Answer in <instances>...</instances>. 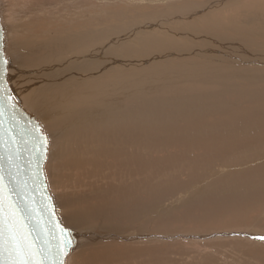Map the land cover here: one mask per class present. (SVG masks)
<instances>
[{
	"label": "rangeland",
	"instance_id": "obj_1",
	"mask_svg": "<svg viewBox=\"0 0 264 264\" xmlns=\"http://www.w3.org/2000/svg\"><path fill=\"white\" fill-rule=\"evenodd\" d=\"M4 1L6 6L7 23L11 26V27L8 26V28L6 27L5 52L7 54V58L9 57L8 58L9 62L12 61L11 59H16V61L19 60V62H14L13 64L16 63L15 67L17 66L16 74L18 75L20 74L19 76L23 74L21 77L24 78L23 80L24 82L22 81L20 82L21 84L20 83L16 84L15 87H18L17 88L18 90H20L19 88H23V85L29 86V84L30 85L32 84L31 82L33 81L31 80L30 78L31 76H29V73L31 72L30 74L32 75L35 74L34 69H36L37 67L39 68L40 74L42 73L44 76H47V78L46 77L44 78L50 80L51 85L53 84L56 85L57 83H62L63 81L66 80L65 76L64 77L61 76L60 78V75L63 74L65 70L69 68H75L73 72L74 74H77L78 72L82 71V70L78 71L77 68H81L83 62L84 61L89 62V59L91 60L101 59L102 62H106L107 58L112 57L113 59L121 60V57L119 56L120 49L124 46L125 47L128 46L129 49L131 50L133 48L129 46L131 44L139 47V50L138 52L137 50L135 52V50L132 49L133 51H130L125 54H121L124 55L125 58H130V57L146 58L147 56L149 57L150 55L155 60L154 62H152L153 59H146L144 62L141 63V65H138L136 63L134 64L136 66H142V65H148L149 62L150 63L152 62V64L148 65L145 69H142V75L140 74V76L136 77L137 82L136 79H134L135 81L131 80L132 82L131 84H129V82L127 83V88L132 89L134 93L135 92L138 93L143 87H146L145 90L146 91L149 90V94H154L156 96L161 92V85H163V89L168 88V91H170L169 88L177 85L176 83H178V85H183L185 82H188L186 81L187 78L185 77L186 72L191 69L198 70L197 68L200 66L199 64H201V66L203 65L202 67L206 65L205 68L207 70L213 69L216 72H220L222 74L224 72L231 73L234 79V80L232 79L233 83H235L234 85L238 88H241V94H243V91L245 93L246 90H248L247 92H250L251 91L250 89H252L253 87L256 88L257 86L255 83H248L247 82L248 78L252 77L253 79H255L254 81H258L257 79H260L259 83L261 81L263 82L264 80V76L259 71L250 70L251 71L250 73V71L244 70L240 66V65L242 66L249 65L248 67H253L256 65V63L264 62V59L261 60L257 59L259 57L258 56L259 54L263 55L262 53H264V29L260 28L262 27V22H259V21H264V0H259L260 2H262L261 6L257 4L256 0H4ZM136 27L139 29H137ZM162 36L163 37L169 36L170 39H173L175 37L173 39L174 42L172 40L169 42V40L167 39L166 42L167 44L169 42L168 48H170L171 45L173 49H175V45L177 44L176 46L177 49H175L176 53L178 52L182 53V50L183 53H186L188 52V50L192 49L191 47H187L186 45L179 46V43H181V41H178V39L183 40L184 38L189 41H192L193 43L194 42L199 43V41H201L200 43H202L203 46L202 45L201 47L195 46L196 43H194L195 46L194 49L196 50L193 49V51L202 50V49L203 50L199 54L195 53L197 56H194L193 58H191L190 57L191 55H189L188 61L186 62L182 61L181 59L178 60L180 57L174 58L173 55L164 54L168 50H165L167 45L163 46V44L166 43H165V39L161 38ZM157 40H159L158 42L161 41L160 42L161 44L158 43ZM149 41L150 42L154 41L152 43L154 45L153 48L148 49L149 51L147 52V47L150 45ZM104 46L107 47V51L106 52L104 51L105 53L104 56H102L101 58L96 56V54H98L97 52L100 49L101 50L105 49ZM184 47L186 48V50ZM156 48L158 50L159 49L163 50V51L159 50V54L161 55H157V53H155L157 51ZM153 53H155V55ZM62 54L64 55L66 54L67 57L66 56L64 57V55L62 56L63 58L58 56ZM70 55L72 57L76 56L75 58L78 61L76 65L71 67L69 66V63L71 65V62L67 61L68 58H70ZM253 55L254 57H256L257 55V58H254ZM82 59H86V60L81 62ZM196 60L198 62V65ZM243 60L246 61L243 62L246 63V65L241 63V61ZM161 61L162 62L173 61L174 63L159 65L158 62ZM178 61H181L182 63L177 64ZM36 65L37 67H35ZM45 66L50 68L46 69ZM67 66L69 67L67 68ZM110 66L113 67L117 66V68H124V65H119V64L117 65L112 64ZM262 66H264V63ZM23 67L25 68L24 70L26 73L21 72L23 71ZM32 67L35 68L33 69ZM235 67L237 68V70ZM55 68L57 71L55 70ZM159 68L160 70H158ZM237 71H239L240 73ZM241 71H243L242 74ZM245 71L247 73V76L244 75ZM248 72L252 75H250ZM24 74L26 76L28 74V77L26 78ZM64 75H66V72H64ZM256 75L259 76L260 78L259 77L257 78ZM148 77H150V79ZM51 79H53V81ZM59 80H61L62 82ZM136 83L139 85L141 83L140 86L142 88L138 87L139 85H136ZM120 84H122V82ZM55 85L52 86V89L50 88L49 92L54 91L53 87ZM81 85L84 86V84ZM133 85H135L134 87L136 88H134ZM66 87H64L62 91L60 89L58 90L59 92L53 93V94H57L56 96L49 95L47 99L43 100V103L41 102L45 107L46 111H47L46 108L47 104H48L47 106L50 107L49 108L50 112L52 110L56 111L57 110L56 108H58L59 105L61 104H63L62 105L63 108L67 107V105L64 103L69 102V96L72 95V92L74 91V86L72 87L70 86L71 88L69 87L66 88ZM152 90L153 93H150V91ZM239 93L240 92H237V94ZM165 96L168 99L167 93L165 94ZM235 99H239V98H236L235 96H227L226 98V100L229 102L234 101ZM73 104L74 103L72 104L69 103V107H73ZM92 105L93 104H90V106ZM90 106L89 108H94L95 106L97 107L95 103L94 106L92 107ZM54 107L56 108L54 109ZM84 108L89 109L86 108V106H84ZM55 111L51 112V114L53 113L51 115L52 117L55 116L56 114L62 115L60 113V110L59 111L57 110L56 112ZM97 113L98 111H95L93 113V116L97 117ZM47 115H49L48 111H47ZM106 119L107 117L105 118V120ZM188 120L189 119L184 120L175 117L173 122L178 124L180 123L183 124ZM42 124L48 134L49 140L55 143L54 146H56V148L62 145L63 142L64 144L62 146L66 145L68 142H70V140H73L71 134H73L74 131L73 132L71 131L72 132L71 133L68 130H66V133L63 136L61 135L63 130H61L60 132L58 131L59 133L56 132L57 130H55L57 134L53 135V132L49 131L48 127H46L44 123ZM167 125L168 123L163 125L152 126L149 128V132L158 136L167 137L168 134L163 132V129ZM60 127L61 126H58V128ZM232 128L238 129L237 135L241 136V138L245 134H250L253 135V139H254V136L256 135V131L252 126L251 121L250 123L244 124L242 121L239 120L233 123ZM68 132L70 133V135ZM142 133L145 135L146 139L149 140L150 134L143 130ZM141 140L144 141L145 143L144 144L139 143L140 151L143 145H145L148 142L145 141L144 139ZM51 141H50V146L52 143ZM104 144L105 143L102 141V143L98 144L97 147L101 149ZM258 144L259 142L254 141V144L250 143L248 146L249 147L258 146ZM50 146H49V151L54 149V146L51 147ZM261 146H264V143ZM56 148L54 150H56ZM62 151L63 150H61V152ZM196 152L197 150L193 148L188 150V153L190 154H195ZM49 155L50 154L48 152V156ZM155 155H160V151L158 152L156 151ZM55 156L56 157L53 159L56 158L57 159L54 167L53 165H51L52 168L51 166L46 168L47 164H45V169H48L47 170L48 175L49 176L51 175L50 176L51 178L49 176H48L49 178L48 177L46 178L49 185V189L51 193L53 192L52 196L54 197L53 199L55 202L56 211L63 224H65V221L61 216V211L63 210L62 208L65 207V209H69L70 211H72V209L74 208L75 210H78L79 206L82 204L78 201H75L78 199V197L83 198L79 196L81 195V192L79 193V191L78 192L76 191L77 186L79 185V183L76 181L81 179L79 178L74 179L73 181L76 180L75 181L76 184L75 182L72 181L73 184H75L76 188L74 187L72 182H71V184L73 185L72 187L69 184V185H64L62 188H60L59 180L56 178L55 172L59 173L62 176V174L65 172L64 168L66 167L67 157L64 156L57 157V155ZM224 158L225 161H223L224 162V164L222 163L223 165L222 164L220 165V162H222L221 160H217L218 162L214 160L210 164L206 165L207 161L198 158V160H200V164L197 169L193 167L186 168L185 166H187V160L183 161L186 163L184 167L183 165L181 166V169L185 173L187 172L186 170H188V173L187 176L186 174H184L181 177H178V181L179 182L184 181L186 178L196 174L194 177H198L199 179L197 178L195 179L197 181L196 184L194 180L192 182L196 187L198 186L197 188L194 187L192 189L186 190L187 192L183 188L180 190L182 192H179L177 194L175 193L174 195L170 196V199H168L169 197H167L166 200L164 197L160 196L161 195L160 191L159 192L156 191L157 193H154L155 191H153V193L157 194L158 197L156 195L155 198L157 199L150 198L152 199V201L146 200L145 202H139L137 198L135 202V198H134L133 201L135 206L130 210L129 214H130V218H132L130 223H135V224H129V227L131 226L134 228L135 226H137L136 222L141 221L142 223V221L144 222L145 220L144 227L142 226L143 223L142 224L138 223V225L140 224L141 226L139 225L137 227L143 229H139L137 231V234H133V236L129 235L126 237L124 235H120V233L119 234L115 233L116 229L110 230L109 228L108 230L106 227L104 228L102 227V225L99 226L98 224H97L98 227L97 225L94 226L96 228H93V226H91L90 228L87 229L84 228L83 230H80L77 233H75V240L77 243L75 250L93 249L94 247H97V245L100 243L101 245H99V248L102 247L103 244L106 245V243L113 244L119 242L121 243L127 242V244L128 243L133 244V247L136 249H141V248L143 249V247L144 249L149 248L148 250H144V249H143L144 251L142 250L144 253L147 251L145 254L140 251L139 252L140 254L138 253L137 256H129L130 258L126 257V258H122V260L121 259L115 260V258L106 259V260L102 259L104 260L103 262L101 259H98L96 262V261H92L91 259L86 260V258L84 257L79 259L80 262L71 259L70 261L66 260V264H75V263L76 264H264L261 259H260L261 261H259V258L254 257L255 256L254 254L257 253V251L264 249V190H262L264 189V185L260 183L261 177L257 173V169L259 167L264 166V164L259 166V164L264 163V152L261 151L259 147L253 149L241 148L238 149L237 152L234 153V155L230 156V159L227 156H224ZM238 166L241 168H239ZM127 168L130 171H133V168L131 167H127ZM156 168L157 167L151 169L149 168V170L152 172ZM236 169L238 170L237 172H240L241 170L245 169L243 171H245V173H248V177H245L244 179L245 175L243 174L241 175L240 172L239 173L240 176L233 178L232 175H235ZM111 170L112 169L109 170L111 174L108 173L109 176L112 178L111 182L109 181V183H112L113 181L119 182V183L115 182L116 185L113 184L114 183L113 182L112 184L113 186L115 185L114 187L120 186L119 185L120 183L121 185L126 184L124 185L126 187L129 180L130 183L131 181L132 182L137 181L136 179L138 178L137 177L138 173L137 175L136 173L135 174L132 173L131 174L132 176H130V173L129 174L125 173L126 171H128L126 168H125L126 171H124L123 169H117L115 171L113 170L111 171ZM118 170L120 173L117 172ZM121 170H123V172H121ZM182 170L179 173L177 171L175 172L177 174H180L183 172ZM229 170L232 171L231 176L224 174L227 173ZM47 171L45 170V172ZM117 173L119 174L117 175ZM167 173H168V177L165 178V181L168 178L170 179V173L169 172ZM153 174L156 175L154 176ZM199 174L202 176H200ZM114 175H116L117 177L119 176L118 177L119 179H121V177L124 178L127 177L128 180L127 179L124 180V178H122V180H124V183H122V181L120 182V180L117 177H114ZM158 175L159 173L157 171L156 173L153 172L150 175L151 179L154 178L156 180L155 181L152 179L153 182H151L152 185L150 184L151 186V187L149 186L150 188L154 187L158 183L156 177ZM106 177L108 178V175ZM139 177H140L139 179H141L140 175ZM114 178L115 180H113ZM213 179L216 181V183L217 180L219 182L217 184L215 183L214 186L217 187L224 185L225 183H229V189L232 192V194L234 193L241 194L239 199L237 198L235 199V201L231 200L230 208H232L233 211L232 210L230 212L226 211V213L222 215L220 211L219 214L215 210L217 214L223 216V218L220 217V219H218L217 216L219 215H217L215 211L213 212L216 215L214 219L215 221L218 222L217 224L215 221H212L214 220L212 219L213 217L209 218L210 219L209 222L207 216L205 217L204 214L200 213L202 210L205 209V207L204 209L200 208V205L202 206V204H200L198 206L199 210L197 206H195V208L193 209L195 215L197 213L199 214H197L192 219L188 218L190 219V222L189 220L188 221L183 220L182 218H184V216L187 213L189 214L190 211H187L186 214L183 216L181 213L178 212L179 209L177 208H180L179 206L185 203V201L188 202L192 195L196 194L199 191H203L204 188L206 189V186L211 184ZM84 181L85 183H81L82 186H85L89 183L87 180ZM136 183L137 182L135 183L133 182L132 184H134L135 186L131 185L130 187L132 188L133 186L134 187L133 189H135V191H137V193L140 194L139 192H143L145 190L146 185L143 182V180H140L137 183L138 185ZM234 183H239L238 186H241L240 192L235 191L238 190V188H236L235 190L232 189ZM50 184H52L53 191ZM139 184L140 187H138ZM197 184H200V186ZM203 185L204 187L202 188ZM110 186L111 184L109 185V187ZM113 186H111L110 188L113 189L114 191V188H112ZM158 187L159 185L157 186V188ZM199 187L200 189H198ZM87 188L89 187L85 186V189ZM186 188H188V186L185 187V189ZM104 189L105 187L102 188V190ZM85 191L86 193H88L87 190ZM113 191L111 192L112 195H114ZM189 191L192 192L190 193ZM215 191L217 190H214L213 192ZM219 191L226 192L223 191L222 189H218V192ZM70 193L73 194V196H76L74 194L77 193H79V195H77L78 197L77 196L74 197L73 199L74 201H71L68 200V198L72 197ZM96 193L97 192H94V196L96 195ZM203 193L201 192L199 195H202ZM123 195L125 196V194ZM188 195L190 197H188ZM67 196L68 198H66ZM87 196L89 195L87 194ZM160 197L162 200L164 199V201L162 200L160 201ZM181 197H183V199ZM242 198H249L252 200L250 202H246L242 200ZM88 200H92V199L88 198ZM111 201L114 202L113 204H117L121 202L113 199H111ZM124 201L126 202L127 200ZM70 202L73 204V206H70ZM152 202L154 203L152 204ZM211 202L213 203H210V206L217 207L215 201L211 200ZM91 203H95V201L92 200ZM203 203H204L203 205L209 204L208 200ZM212 204H214L215 206ZM153 205L157 207L155 208ZM236 205H238V207H236ZM160 206L162 207L160 208ZM195 209L197 210V213ZM169 210L171 211L169 213L170 215L167 214ZM202 212L205 213V210ZM180 215H182L183 217ZM168 216L169 217L172 216L170 218L172 220L174 219L173 221H169L170 223L172 222L171 225L170 223L167 222L165 223L164 220L162 219V217L168 218ZM240 218H241V223L239 220ZM200 219L202 220L205 219V221L202 222L204 223L203 226L202 224L200 226L201 223ZM156 220H159L161 222H158ZM219 220H221V222L223 221V224L219 222ZM146 221L148 222V226H146L147 225ZM212 222L213 223L215 222L216 224L214 223L213 225ZM219 223L221 224L219 225ZM65 226L70 228V226L66 224ZM204 227L206 228V230H203ZM70 229L73 230L72 228ZM117 230L119 231V229ZM136 230H132V231H136ZM142 230L144 233L142 232V234H139L141 233L140 231ZM132 231H128V232H132ZM158 249H160L161 251H159ZM253 250H255L256 252ZM73 252L74 250L71 251L69 255ZM90 258H92V256Z\"/></svg>",
	"mask_w": 264,
	"mask_h": 264
},
{
	"label": "bare ground",
	"instance_id": "obj_2",
	"mask_svg": "<svg viewBox=\"0 0 264 264\" xmlns=\"http://www.w3.org/2000/svg\"><path fill=\"white\" fill-rule=\"evenodd\" d=\"M256 2L259 6H261L262 2H260L259 0H256ZM259 22H262V27H260V28L264 29V21H259ZM140 26H143V25H140ZM133 29H135V28H133ZM137 29H139V28H137ZM142 29H144V28H142ZM167 32H168V30H167ZM159 33H160V30H159ZM167 34H169V33H167ZM161 38L165 39L166 44H163V46L167 45L165 50H168L164 54L173 55L174 58L180 57L178 60L181 59L182 61L186 62V61H188L189 55H191L190 57L193 58L194 56H197L195 53L199 54L203 50L202 49V50L193 51L195 46H200V47H201V45L203 46V44L200 43L201 41H199V43L194 42V43H196V45L194 46V43L192 41H189V40L184 38L183 40L178 39V41H181V43H179V46L186 45L187 47H191L192 49L188 50V52L185 51L186 53H183V50H182V53H180V52L176 53L175 49H177V47H176L177 44L175 45V49H173V47L171 45H170V48H168L169 42L171 40L173 41V39L175 37L173 39H170L169 36H164V37L162 36ZM166 39L169 40L168 44L166 42L167 41ZM150 41H149L150 45L147 47V52L149 51L148 49H152L153 45H154V44H152L154 41L153 42H150ZM158 41L159 40H157V42ZM160 42H158V43H160ZM36 46H38V45H36ZM112 46H114V45H112ZM129 46L133 47L132 49L135 50V52H136V50L138 52L139 47L134 46L133 44H131ZM98 48H96V49H98ZM114 48H116V47H114ZM157 48H156L157 51L155 53H157V55H161V54H159V50L160 51H163V50L162 49L158 50ZM5 49H6V47H5ZM132 49L130 50L128 46L122 47L120 49V54H119V56L121 57V60H119V59L116 60V59H113L112 57H109V58H107L106 62H102L101 59H98V60L89 59V62H88V61H84L86 59H82L81 62L84 61L83 65H81V68H77L78 71H81V70L82 71L78 72L77 74H74L73 71L75 68H69V69L64 71V72H66V75H64V72L61 75L58 74V75H60V78H61V76L62 77L65 76L66 80L64 79L65 81H63V82L61 80H59L62 83H57L56 85L53 84V85H55L53 87L54 91H51V92H49V90H50V88L52 89L53 85H51L50 80L46 79L47 76H44L42 73L41 74L39 73V68L37 67V65L35 66V67H37L36 69H34L35 67H32L35 71V74L32 75V74H30L31 72L29 73V76H31L30 77L31 80L33 81V82H31L32 84L31 85L29 84V86L23 85V88H19L20 90H18L17 89L18 87H15V86H16V84L22 82L24 80V78L21 77L23 74L21 76H19L20 74L19 75L16 74V69H17L16 67L17 66L15 67L16 63L15 64H13V63L19 62V60L16 61V59H11L12 60L11 62L7 61V72H8L7 80H8V83L13 88V92L16 95V97L18 98V100L20 101V103L28 110V112L36 115L40 119V121L42 123H44L46 125V127H48L49 131L53 132V135L57 134L56 132H58V131L60 132L61 130H63L61 133V135H63V136L66 133V130H68L69 132L74 131L73 134H71L73 140H70V142H68L64 146H62L64 144V142H63L62 145H60L58 148H56V146H54L55 143H53V141L50 140L52 142L51 146H54V149L56 148V150L52 149L53 148L52 147L51 148L52 150L49 151L50 155L47 157V160H46L47 161L46 162V164H47L46 168H48L51 165H53V167H54V165L56 164L57 158L53 159L56 157L55 155H57V157H59V156L67 157L66 167L64 168L65 172L62 174V176L59 173L55 172V174H56L55 176L59 180V185H60L59 187L60 188H62L64 185H69V184L71 187L73 185L75 187L76 182L79 183L76 191L77 192L79 191V193L81 192V195H79V193L74 194L76 196L79 195V196L83 197V198H80L77 196L78 199L75 200V201L82 203L79 206L78 210H75V208H74V209H72V211H70L69 209H65V207L62 208L63 212L60 210L61 216L63 217L65 224L70 226V228L73 229L72 231H73L74 237H75V233H77L78 231L83 230L84 228L85 229L90 228L91 226H93V228H96L94 226H96L97 224L99 226L102 225V227H104V228L106 227L108 230H109V228H110V230L116 229L115 233H117V234L120 233V235H124L126 237L129 235L133 236V234H137V231L139 229H143V228H138L137 226H139L140 224L143 223L142 226L144 227V223H145L144 218L145 217L143 218L144 222L142 221V223H141V221L140 222L135 221L137 223V226H135L134 228L131 226L129 227V224H135V223H130L132 218H130V214H129L130 210L135 206L134 201H133L134 198H135V202H136L137 198H138L139 202H145L146 200L152 201V199H150V198H155L157 194H154V193H157L160 191V193H161L160 196L164 197L166 200L167 197H169L168 199H170V196L174 195L175 193L177 194L179 192H182L180 190L183 188L186 191V190H189V189L196 187L192 182L194 180V182L196 184L197 181L195 179L196 178L199 179L198 177H194L196 174H194L188 178L185 177L186 179L184 181H180V182L178 181V177H181L184 174H186V176H187V173H188V170H186L187 172L185 173L181 169V166L183 165V167H184V165L186 163L183 161L187 160V166H185L186 168L193 167V168L197 169L199 164H200V160H198V158L202 159L204 161H207L206 165L210 164L214 160L215 161L221 160L222 161V162H220V165H221L222 163L224 164V162H223V161H225L224 156H227L230 159V156L234 155V153H236L237 150L241 149V148L253 149V148L259 147L260 150L264 152V146H261L264 143V80L263 79H261V80H263V82L261 81L259 83L260 79H257L258 81H254L255 79H253L252 77L248 78V81H247L248 83H255L257 86H256V88L253 87L254 89L253 88L250 89L251 90V91L249 90L250 92H247L248 90H246L245 93L243 91V94H241V88H238L234 85L235 83H233L234 79H233V76L231 73L224 72L222 74L220 72H216L213 69L207 70L205 68L206 65L204 67H202L203 65L201 66V64H199L200 66L197 68L198 70H196V69L192 70L191 69V70L186 72L185 77L187 78L186 81H188V82H185L183 85H178V83H176L177 85H175V86L173 85L174 87L169 88L170 91H168V88L163 89V85H161L160 94L155 96L154 94H149V90L148 91L145 90L146 87L142 88L140 86L141 83H140V85L136 83V85H139L138 87H141L142 89L140 88L141 90L138 93H136V92L134 93L132 91V89L127 88V83L129 82V84H131L132 83L131 80L133 81L134 79H136L137 76H140V74L142 75V69H145L148 65L152 64V62H154L155 60L150 55H149V57L147 56L146 58L145 57L125 58L124 55H121V54L128 53L130 51H133ZM38 50H39V48H38ZM185 50H186V48H185ZM194 50H196V49H194ZM104 51L105 52L107 51V47H105L104 50L100 49L97 52L98 54H96V53L95 54H96V56L101 58L105 54ZM253 52H256V51H253ZM68 53H69V51H68ZM70 53H71V51H70ZM72 53H74V52H72ZM155 53H153V54L155 55ZM262 54L263 55L259 54L258 58H257V55H256V57H254V55H253V57L257 58L259 60L264 59V53H262ZM63 55L64 54L58 55V56L62 57ZM10 56H12V55H10ZM65 56H66V54L64 55V57ZM140 56H142V55H140ZM75 57L76 56L72 57L70 55V58H68L67 61L71 62V65L69 63L70 67L77 64L78 61ZM200 57H203V56H200ZM55 58H57V57H55ZM146 59H153V60L151 63L149 62L148 65H142V66L134 65L135 63L138 65H141V63L144 62ZM173 61H167V62L161 61V62H158V64L159 65L169 64V63L172 64V63H174ZM253 61H255V60H253ZM65 62H66V60H65ZM72 62H73V64H72ZM196 62H197V60H196ZM208 62H210V61H208ZM243 62H246V61H244V60L241 61L242 64L246 65V63H243ZM257 62H259V61H257ZM59 63H58V65H59ZM178 63H182V62L178 61L177 64ZM238 63H240V62H238ZM263 63L264 62L256 63V65L254 64L255 66H253V67H248L249 65H247V66L240 65V66L242 67V69L248 70V71L257 70L260 73H262V75L264 76V66H262ZM112 64L124 65V68H117V66L116 67L110 66ZM233 64H234V62H233ZM19 65H20V63H19ZM53 65H55V64H53ZM133 65L136 67H134ZM197 65H198V62H197ZM69 66H67V68ZM77 66H79V65H77ZM45 68L49 69L50 67L45 66ZM20 69H19V71H20ZM24 69L25 68L23 67V71H21L22 73L25 72ZM238 69H241V68H238ZM55 70H56V68H55ZM158 70H160V68ZM236 70H237V68H236ZM257 71H255V72H257ZM237 72H239V71H237ZM242 73H243V71H241V74ZM245 73H246V71H245ZM245 73H244V75L247 76V73L246 74ZM250 73H251V71H250ZM250 75H252V74H250ZM24 76H26V75L24 74ZM27 77H28V74H27L26 78ZM44 77H46V78H44ZM256 77L258 78L259 76L256 75ZM148 78L150 79V77H148ZM237 78H238V76H237ZM243 78H241V79H243ZM49 79H50V77H49ZM51 80L53 81V79H51ZM154 80H155V78H154ZM230 81H231V83H230ZM121 82H122V84H120ZM136 82H137V79H136ZM182 82H183V80H182ZM81 84H84V86H82ZM229 84H230V86H229ZM66 86L69 88L74 86V91L72 92V95L69 96V102H66V103L63 102L64 104L67 105V107L63 108L62 107L63 104L59 105V107L57 106L59 109L54 107V109L56 108L58 111L60 110V113L62 115L56 114L55 116L52 117L51 115L53 113L51 114V112H53L55 110H52L50 112V109H49L50 107L47 106L48 104L46 105V108H47L49 115H47V111L42 104L43 100L47 99V97L49 95L56 96L57 94H53V93L59 92L58 90H60V89L62 91V89ZM134 86L135 85H133V87ZM246 87H247V85H246ZM134 88H136V87H134ZM237 92H240V93L237 94ZM150 93H153V90L150 91ZM166 93H167L168 99L165 96ZM243 95H246V96H243ZM227 96H235L236 98H239V99H235L234 101L229 102L226 100ZM241 96H243V97H241ZM60 98H61V96H60ZM59 99H57V100H59ZM237 100H238V102H237ZM69 103L70 104L74 103L73 107H69ZM89 103L93 104L92 106H94V103H95L97 105V107L95 106L96 108L95 107L89 108V106H90ZM59 104H60V102H59ZM55 105H58V104H55ZM55 105H53V106H55ZM84 106H86V108H89L90 110L85 109ZM92 106H90V107H92ZM95 111H98L97 117L93 116V113ZM106 117H107V119L105 120ZM175 117H178L179 119H184V120L189 119V120L184 122L183 124H181V123L178 124V123L173 122ZM239 120L242 121L244 124L250 123V121H251L252 126L254 127V129L256 131V135L254 136V139H253V135H250V134H245L242 138H241V136L237 135L238 129L232 128V125H233V123H235ZM167 123H168V125L163 129V132L168 134L167 137L158 136V135H155V134H152L149 132L150 127L157 126V125H163V124H167ZM58 126H61V127L58 128ZM55 130H57V131L55 132ZM75 130H76V132H75ZM142 130L150 134L149 140L146 139L145 135L142 133ZM69 135H70V133H69ZM64 139H66V138H64ZM141 139H144L145 141H148V142L145 145H143V147L141 148V151H140L139 143L140 144L145 143ZM102 141L105 144L100 149L97 147V145L102 143ZM254 141L259 142L258 146L249 147L248 145L250 143L254 144ZM191 148L196 149L197 152L195 154L188 153V150H190ZM61 150H63V151L61 152ZM54 151H56V152H54ZM156 151L157 152L160 151V155H155ZM256 163H257V160H256ZM263 164L264 163L259 164V166H261ZM127 167L133 168V171H130ZM154 167H157L155 170L159 173V175L156 176L158 183L154 187H152L153 188L152 189V188H150L151 187L150 184L152 185V183H151V182H153L152 179L153 180H155V179L154 178L151 179L150 175L153 172L156 173V171L154 170L151 172L149 170V168L151 169ZM51 168H52V166H51ZM125 168L128 171H126ZM239 168H241V167H239ZM110 169H112L113 171H115L117 169H123L124 171H126L125 173H128V174L130 173V176H132L131 175L132 173H134V174L136 173V175L138 173V175H137L138 178L136 179L137 181H133V182L138 183L140 180H143V182L146 185L145 190L143 192H139L140 194H138L137 191H135V189H133L134 188L133 186H135V185L132 184L133 183L132 181L130 183L129 182L130 180L128 181L129 184L127 182H125V183H127L126 187L124 186L126 184L121 185V183L119 184L120 186L114 187L116 185V183H119V182L113 181L114 183L113 182L112 183L115 184L114 186L112 183H109V181L111 182V180H112V178L108 174V173H110V171H109ZM45 170L47 171L48 169H45ZM123 170H121V172H123ZM181 170L183 172L180 174H177L175 172V171H177L179 173ZM243 170H245V169H243ZM243 170H241V171L239 170V171L241 172V175L242 174L245 175L244 176V179H245V177H248V173H245V171H243ZM189 171H190V169H189ZM237 171L238 170L236 169L235 175H232L233 178L240 176L239 175L240 172H237ZM106 172H107V174H106ZM117 172H119V170ZM167 172L170 173V179L168 178L169 180L167 179L165 181V178L168 177ZM45 173L47 174L46 177H48L49 176L48 171ZM119 173H117V175ZM257 173L261 177L260 183L262 185H264V166L259 167L257 169ZM114 174H116V173H114ZM224 174L231 176L232 171L229 170L227 173H224ZM107 175H108V178L106 177ZM139 175L141 176V179H139L140 178ZM200 176H202V175H200ZM97 177H99V178H97ZM109 177H110V179H109ZM114 177H117V176L114 175ZM128 177H129V175H128ZM76 178H79L81 180H77V181L75 180L76 182L73 181ZM122 178H124V177H121V179H119V178L118 179L120 180V182L122 181V183H124V180H126L127 177L124 178V180H122ZM84 180H87L89 182L87 185H85V186L89 187L87 189H85V186H82V184H81V183H85ZM90 180H91V182H90ZM113 180H115V178ZM132 180H134V179H132ZM225 180H227V179H225ZM72 181L75 182V184H73ZM71 182L73 185L71 184ZM148 182H149V185H148ZM183 183H185V184H183ZM215 183H216V181L213 179L211 184L207 185L208 188L206 186V189L204 188L203 191H199L194 195L191 194L192 196H191L190 200L189 201L187 200L188 202L185 201V203H183V204H181V206H179L180 208H177V209H179L178 212L181 213L183 216L186 214L187 211H190L189 214L187 213L184 216V218H182L183 220H186V221L189 220V222H190V219H188V218L192 219L197 214H199V213H197V210L195 209V211L197 213L195 215V212L193 211V209L195 208V206H197V208H198V206L200 204H202V206L200 205V208L204 209V207H205V209H204L205 213L202 212L204 210H202L201 212L199 211V212L204 214L205 217L207 216V219H209L210 217L211 218L213 217L212 219H214V217H216V215L213 213L215 210L219 214L221 212L222 215L225 214L226 211L230 212L232 210V208H230L231 200L235 201V199H237V198L239 199L241 194H238V193H234L235 195L232 194V192L229 189V183H225L224 185L217 186V187L214 186ZM217 183H219L218 180H217ZM110 184H111V186H113L112 188H114V191H113V189L110 188L111 186L109 187ZM238 184L239 183H234L232 186V189L235 190L236 188H238V190H235V191L240 192L241 186H238ZM50 185L52 187V184H50ZM131 185H133L132 188L130 187ZM158 185H159V187L157 188ZM181 185H182V187H181ZM197 185L200 186V184H197ZM187 186H188V188L185 189V187H187ZM104 187H105V189L106 188L107 189L102 190V188H104ZM138 187H140V184ZM203 187H204V185L202 186V188ZM136 188H137V186H136ZM198 189H200V187ZM198 189H197V191H198ZM218 189H222L223 191H226V192H221V191L218 192ZM85 190H87L88 193H86ZM117 190H119V191H117ZM214 190H217V191L213 192ZM262 190H264V189H262ZM52 191H53V187H52ZM112 191L114 192V195L111 194ZM153 191H155V192L153 193ZM94 192H97L95 196H94ZM189 192L191 193L192 191H189ZM201 192L202 193L204 192V193L202 195H199ZM87 194L89 196H87ZM123 194H125V196ZM70 195L72 196L71 198H68V196L66 198H68V200L74 201L73 199L76 196H73V194H71V193H70ZM63 196H65V195H63ZM199 196H202V197H199ZM86 197H87V199H86ZM157 197H158V195H157ZM188 197H190V196L188 195ZM88 198L94 200L95 203H91L92 200H88ZM181 198L183 199V197H181ZM111 199L116 200V201H121V202H123L124 200H127V201L126 202L124 201L125 203L120 202L117 204H113L114 202H112ZM155 199H157V198H155ZM161 200L162 199L160 197V201ZM207 200H208L209 204L203 205L204 204L203 202H206ZM211 200L215 201L217 207L210 206V203H213V202H211ZM242 200H244L246 202H250L252 199L242 198ZM253 200H254V198H253ZM89 201H91V202H89ZM162 201H164V199ZM153 203L154 202H152V204ZM124 205H126V206H124ZM155 205H153V206L156 208L157 206H155ZM212 205H214V204H212ZM70 206H73V204L71 202H70ZM234 206H235V204H234ZM161 207L162 206H160V208ZM236 207H238V205H236ZM198 210H199V208H198ZM216 211H215V213L217 214ZM170 212L171 211L169 210V212L167 214H169ZM127 214H129V215H127ZM219 214H217V215H219ZM182 215H180V216H182ZM213 215H215V216H213ZM222 215L217 216L218 219H220V217L223 218ZM172 216H170V217H172ZM170 217L169 216H168V218L162 217V219L164 220L165 223L166 222L170 223L169 221L174 220V219L172 220ZM202 219H200L201 223L199 222L200 226H201V224L203 226L204 223H202V222H204L206 218L204 220H202ZM218 219H216V220H218ZM180 220H181V218H180ZM221 220H219V222H221ZM237 220H238V218H237ZM239 220L241 223V218ZM156 221L161 222L159 220H156ZM178 221H176V222H178ZM212 221H215V219ZM209 222H210V219H209ZM215 222L218 224L217 221H215ZM138 223H140V224L138 225ZM171 223H170V225H171ZM214 223H213V225H214ZM221 223L223 224V221ZM221 223H219V225ZM228 224H229V221H228ZM98 225H97V227H98ZM232 225H234V224H232ZM146 226H148V222H147ZM227 226H229V225H227ZM234 226H236V225H234ZM214 227H216V226H214ZM117 229H119V231ZM132 230H136V231H132ZM203 230H206V228L204 227ZM128 231H132V232H128ZM99 232H101V231H99ZM108 232H111V231H108ZM140 232L141 233H139V234H142L143 230ZM105 233H107V232H105ZM99 245H101V243L98 244L97 247H94L93 249L74 250V252L71 253L67 257L66 260L70 261V259H71V260H77V262L78 261L80 262L79 259L84 258V257L86 258V260L91 259L92 261H96V262L98 259L106 260V259H114L115 258V260H117V259L122 260V258H126L129 256H137L140 251L143 252L144 250L149 249V248L144 249V247H143L144 250L142 248L136 249L133 247V244H130V243L127 244V242L126 243L119 242V243H113V244H111V243L107 244L106 243V245L103 244L104 246L102 245V247H100V248H99ZM158 250L161 251L160 249H158ZM253 251H255V250H253ZM254 255H255L254 257L259 258V261L262 260L264 263V249L257 251V253H255ZM91 256H92V258H90ZM251 257H252V255H251ZM101 260H99V261H101ZM104 260H102V262Z\"/></svg>",
	"mask_w": 264,
	"mask_h": 264
},
{
	"label": "water",
	"instance_id": "obj_3",
	"mask_svg": "<svg viewBox=\"0 0 264 264\" xmlns=\"http://www.w3.org/2000/svg\"><path fill=\"white\" fill-rule=\"evenodd\" d=\"M5 1L0 0V221L5 241L0 264L13 259L7 244L11 213L22 224V234L44 252L35 257L66 264L76 248L73 231L61 221L45 173L50 140L40 119L20 103L7 80ZM63 230V233L61 232ZM61 241H71L66 247ZM60 243V254L56 245Z\"/></svg>",
	"mask_w": 264,
	"mask_h": 264
},
{
	"label": "snow or ice",
	"instance_id": "obj_4",
	"mask_svg": "<svg viewBox=\"0 0 264 264\" xmlns=\"http://www.w3.org/2000/svg\"><path fill=\"white\" fill-rule=\"evenodd\" d=\"M3 177L0 176V181ZM12 223L9 225V233L7 237L8 248L10 249V256L14 258L4 264H45V260L41 257L39 260L35 259L37 255L44 252V249L36 248L33 242L28 240L26 235L22 234L23 225L15 219V211L11 213ZM63 233V230H61ZM5 241L4 224L0 221V249L3 248ZM66 247L71 241H61ZM57 254H60V243L56 245ZM51 264H62V261L53 260Z\"/></svg>",
	"mask_w": 264,
	"mask_h": 264
}]
</instances>
